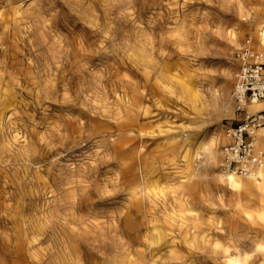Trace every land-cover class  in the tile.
Here are the masks:
<instances>
[{
  "label": "rangeland",
  "instance_id": "1",
  "mask_svg": "<svg viewBox=\"0 0 264 264\" xmlns=\"http://www.w3.org/2000/svg\"><path fill=\"white\" fill-rule=\"evenodd\" d=\"M240 6L256 11L264 9V0H0V195L5 200L0 202V248L6 233L16 230L12 218L20 207L27 211L21 225L41 212L90 210L97 215L98 227L86 232L80 244L99 264H110L115 246L127 237L114 231L113 217H122L123 227L138 205L149 207L156 220L197 213L226 218L236 196L218 175L233 138L227 144H213V139L220 130L230 134L244 118L235 99L237 75L247 39L250 48L258 49L250 33L240 40L241 51L231 46L228 32L240 30L241 20L246 23L239 17ZM177 14L183 17L184 34L168 31L176 28L171 19ZM143 32L141 40L163 42L169 55L155 68L177 79L174 93L164 100L173 115L163 111L142 133L176 127L180 145L172 148L157 140L145 154L123 160L114 150L117 135H89L91 120L104 118L91 93H80L77 86L96 87L106 92L110 106L123 107L125 101L117 104L113 89H133L148 74L131 48L133 36ZM182 35L189 39L178 44ZM232 65V110L223 99V114L210 113L200 130L189 128L196 117L191 112L200 104L184 86L213 100V91L226 92L224 79ZM50 80L56 86L49 97ZM64 83L71 86L68 98ZM150 107L156 110L153 103ZM79 131L83 140L73 141ZM214 151L222 154L219 165L210 158ZM134 178L146 181L147 193L127 189ZM45 259L29 258L35 264H57Z\"/></svg>",
  "mask_w": 264,
  "mask_h": 264
},
{
  "label": "bare ground",
  "instance_id": "2",
  "mask_svg": "<svg viewBox=\"0 0 264 264\" xmlns=\"http://www.w3.org/2000/svg\"><path fill=\"white\" fill-rule=\"evenodd\" d=\"M240 8L239 17L246 23L243 24L241 20L240 30L237 28L228 32L233 50L241 51L243 47L240 49V40L250 33L254 45L258 46L257 50L264 53V9L248 12L244 7ZM182 19L181 14L173 15L171 22L174 21L176 28L168 31L184 34V26L180 28ZM143 35L144 32L133 36L135 44L131 48L135 51V61L144 65L148 74L133 89L126 85H117L118 87L113 89L117 97L116 103L118 104L119 100L125 101L123 107L110 106L106 92L101 93L96 87L86 89L85 82H80L77 86L80 93H91L90 99L101 106L98 109L104 118L91 120L93 128L89 135H117L113 140L114 150L123 160L140 151L145 154L157 140L168 142L172 148L180 145L178 140L181 132L176 127L142 133L144 129L151 128L150 124L155 123L163 111L167 115H173L166 108L164 100L166 94L174 93L173 83L177 79V76L161 71V67L155 68L159 62L169 59L165 44H156L151 38L144 42L141 40ZM188 39L189 37L182 35L178 44ZM132 41L127 39L128 44ZM251 42V39H247L246 47L250 46ZM233 67L232 65L225 75L226 92L213 91V100L195 87L191 89L189 84L184 86V91L194 93L200 104L195 113L191 112L196 117L189 128L200 130L207 124L206 118L210 113L223 114V99L229 102L227 107L232 110L233 99L230 90L234 88L236 80ZM186 72L189 75L192 70L188 69ZM237 81L235 99L239 90L238 75ZM55 86V81L50 80L49 97ZM63 90L65 98H68L71 86L64 83ZM150 103L156 106V110L151 109ZM247 107L249 114L258 110L255 102L248 101ZM79 132L75 134L80 136H73V141L83 140L84 135ZM138 133L140 136H137ZM198 134L200 133L187 135L185 143ZM258 141L264 147V133L259 134ZM228 142H232V137L222 130L213 139V144ZM210 158L219 165L222 154L214 151ZM224 160V168H219L218 176L224 183L223 187L232 190L236 196V202L233 204L235 207L228 212L226 218L217 213H210L208 216L197 213L173 214L164 218L165 220H156L149 207L138 205L134 212L125 216L124 228L120 224L122 217H113L117 223L114 231L127 237L115 246L110 264H264V165L252 167L247 174H240L230 168L226 151ZM127 189H144L145 193L148 190L146 181L136 178L131 180ZM223 198V194L220 195L222 201ZM1 201H5L2 195ZM26 213V209L22 207L14 211L12 222L16 230L11 234L6 233L1 241L0 264H35L33 260H29L35 255L40 261L43 257L47 258L45 260L53 258L57 264H99L97 256L86 252L80 244L86 232L98 227V216L90 210L51 215L41 212L40 215L32 216L33 220H26L24 225L19 224V219L26 218ZM250 252H256V255Z\"/></svg>",
  "mask_w": 264,
  "mask_h": 264
},
{
  "label": "built area",
  "instance_id": "3",
  "mask_svg": "<svg viewBox=\"0 0 264 264\" xmlns=\"http://www.w3.org/2000/svg\"><path fill=\"white\" fill-rule=\"evenodd\" d=\"M241 58L236 99L237 111L245 116L229 130L233 142L225 151L230 168L247 174L252 167L264 165V147L258 141L259 134L264 133V53L247 46ZM248 101L257 104L256 112L248 113Z\"/></svg>",
  "mask_w": 264,
  "mask_h": 264
}]
</instances>
